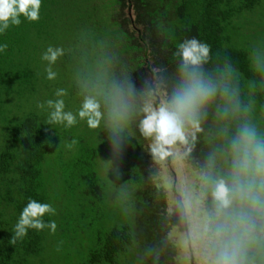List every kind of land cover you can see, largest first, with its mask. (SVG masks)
I'll list each match as a JSON object with an SVG mask.
<instances>
[{
	"label": "trees",
	"instance_id": "trees-1",
	"mask_svg": "<svg viewBox=\"0 0 264 264\" xmlns=\"http://www.w3.org/2000/svg\"><path fill=\"white\" fill-rule=\"evenodd\" d=\"M59 28H67L65 38L76 29L83 40L62 65H53L54 80L45 73L39 79L22 54L36 41L56 38ZM190 37L207 43L210 55L230 57L246 84L252 78L248 48L264 41V0H41L38 21L21 17L0 35V44L7 45L0 53V264H199L175 239L177 229L166 218L170 197L163 195L175 167L186 164L154 161L149 140L133 126L120 161L122 176L114 181L126 182L131 192L122 204L113 198V177L100 167V159L111 158L102 128L78 121L75 129L81 131L73 136L63 125L44 124L46 109H6L14 94L29 98L40 81L45 89L62 87L79 48H109L140 86L151 75L149 66L174 71L177 45ZM66 88L65 110L75 112L79 97L71 76ZM256 101L264 103V94H256ZM201 147L197 143L194 154ZM28 198L56 210L44 219L54 220L57 229H30L12 244V226Z\"/></svg>",
	"mask_w": 264,
	"mask_h": 264
},
{
	"label": "clouds",
	"instance_id": "clouds-1",
	"mask_svg": "<svg viewBox=\"0 0 264 264\" xmlns=\"http://www.w3.org/2000/svg\"><path fill=\"white\" fill-rule=\"evenodd\" d=\"M40 7L41 0H0V35L21 17L38 21ZM6 48L0 44V53ZM65 54L53 46L42 53L47 80L56 78L53 65ZM173 56L174 71L149 66L151 75L137 86L109 48H79L70 68L77 110H65L63 88L36 107L46 108L44 124L51 127L84 121L89 129L102 128L111 158L100 159V167L113 177V198L122 204L131 192L126 182L114 181L122 176L120 161L134 126L149 140L154 161L188 166L175 167L163 195L170 197L166 218L199 264H264V103L256 101V94H264V41L248 48L252 78L246 84L230 57L210 55V46L196 37L180 42ZM197 143L202 147L194 154ZM55 211L28 198L12 226L11 243L30 229L55 233L56 222L44 219Z\"/></svg>",
	"mask_w": 264,
	"mask_h": 264
},
{
	"label": "rangeland",
	"instance_id": "rangeland-1",
	"mask_svg": "<svg viewBox=\"0 0 264 264\" xmlns=\"http://www.w3.org/2000/svg\"><path fill=\"white\" fill-rule=\"evenodd\" d=\"M66 30L67 28L64 30H61L59 28L56 38H45L41 43H38L36 41L35 46L29 47V50H27L26 52L22 54L24 58H30L31 68L29 69L35 71V73L39 75V79L44 77V73H45L44 67L46 66V62L42 61L40 57L48 46L61 47L66 50V54L57 60L59 61L58 65H62L63 61H65V59H68L67 57L69 56V50L72 47L76 49L77 44L79 43V40H83L82 37L78 36L79 33H77L76 29H72V28H71V31L67 32L66 38H65L64 35H62V33L65 34ZM64 73L65 75H68V77L65 79L63 77V79L60 82L62 84V87H59V88H63V89L66 88V84L70 76V71L68 67ZM56 84L55 85L53 84L48 89H45L44 84L42 83V81H40L39 86L36 88L35 91L31 92L30 94L31 96L29 95V98L18 100L21 97L17 94H14V96L10 98V101L14 100L13 105L11 107L8 105L6 109L8 110V112L18 111V112H23V113L30 112L32 109L39 110L40 108L36 107L37 102L43 104L44 101H46L47 99H55L54 92L58 88L56 87ZM65 92L68 93L67 88ZM17 104L19 105L17 106ZM43 109L45 110L46 108H41V110ZM0 125H1V122H0ZM75 126H78V125L76 124L68 128L69 134H72L73 136L81 131V128L78 127L77 129H75ZM160 163H163V162H160ZM158 166L160 167V165ZM174 235H175V239L179 241L178 231H176ZM166 238L168 237L166 236ZM175 239L169 238L168 240L169 241L172 240V242L175 243Z\"/></svg>",
	"mask_w": 264,
	"mask_h": 264
}]
</instances>
